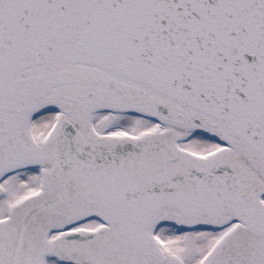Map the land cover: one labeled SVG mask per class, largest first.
I'll list each match as a JSON object with an SVG mask.
<instances>
[{
    "label": "snow or ice",
    "instance_id": "6c2138e0",
    "mask_svg": "<svg viewBox=\"0 0 264 264\" xmlns=\"http://www.w3.org/2000/svg\"><path fill=\"white\" fill-rule=\"evenodd\" d=\"M0 264H264V0H0Z\"/></svg>",
    "mask_w": 264,
    "mask_h": 264
}]
</instances>
